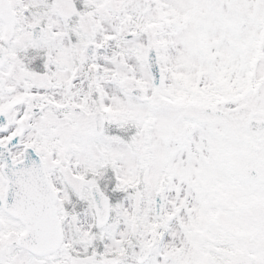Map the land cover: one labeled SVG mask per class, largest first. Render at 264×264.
I'll return each mask as SVG.
<instances>
[{
	"label": "snow or ice",
	"instance_id": "6c2138e0",
	"mask_svg": "<svg viewBox=\"0 0 264 264\" xmlns=\"http://www.w3.org/2000/svg\"><path fill=\"white\" fill-rule=\"evenodd\" d=\"M0 264H264V0H0Z\"/></svg>",
	"mask_w": 264,
	"mask_h": 264
}]
</instances>
